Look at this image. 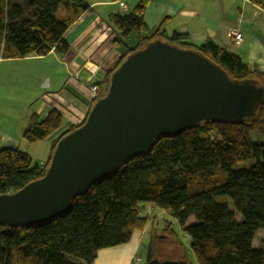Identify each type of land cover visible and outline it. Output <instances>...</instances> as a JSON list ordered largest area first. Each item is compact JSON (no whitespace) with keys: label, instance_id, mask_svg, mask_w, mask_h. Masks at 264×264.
<instances>
[{"label":"trees","instance_id":"trees-1","mask_svg":"<svg viewBox=\"0 0 264 264\" xmlns=\"http://www.w3.org/2000/svg\"><path fill=\"white\" fill-rule=\"evenodd\" d=\"M247 1L264 10V0ZM147 2L140 0L129 14L109 16L119 58L97 84L95 99L106 93L111 73L129 54L156 40L202 54L233 80L264 86V75L212 41L195 45L184 36L167 37L160 27L149 29L143 20ZM88 8L83 0H0V60L44 57L52 50L65 54L63 36ZM61 125L55 110L42 119L32 115L22 139L44 141ZM80 125L53 140L41 167L18 149H0V195L42 178L58 141ZM251 132L264 138V103L250 121L200 124L159 136L149 151L94 182L61 215L26 228L0 225V264H78L69 257L92 264L98 251L126 244L132 231L144 228V203L170 213L189 238L195 264H264V239L252 246L264 228V144L253 143ZM252 160L249 168L235 169ZM224 197L234 212L217 201Z\"/></svg>","mask_w":264,"mask_h":264},{"label":"water","instance_id":"water-1","mask_svg":"<svg viewBox=\"0 0 264 264\" xmlns=\"http://www.w3.org/2000/svg\"><path fill=\"white\" fill-rule=\"evenodd\" d=\"M263 103L257 81L233 80L198 52L153 41L111 73L82 124L56 144L43 177L0 195V225L26 228L55 218L94 182L149 151L159 136L250 121ZM145 264L185 263L147 253Z\"/></svg>","mask_w":264,"mask_h":264},{"label":"crops","instance_id":"crops-1","mask_svg":"<svg viewBox=\"0 0 264 264\" xmlns=\"http://www.w3.org/2000/svg\"><path fill=\"white\" fill-rule=\"evenodd\" d=\"M83 1L89 8L65 32L63 39L69 46L65 54L52 50L44 57L0 60V101L7 99V114H11L3 131L0 121V149L32 152L22 139L32 115L42 119L55 110L62 117L60 129L45 140L47 147L86 118L94 101L90 88L103 80L119 56L108 18L120 13V2L129 14L140 0ZM143 20L149 29L160 27L167 37L177 34L195 45L212 41L238 56L250 71L264 75V10L247 0H148ZM232 31L241 35L239 43ZM139 210L148 218L144 228L132 231L126 244L98 251L92 264H145L141 256L146 250L154 259L191 264L180 253L182 243L175 239L172 225L186 241L189 238L170 213L147 203L140 204ZM160 216L165 217V225L159 230L154 225ZM263 239L264 228L256 233L252 246L259 247ZM135 258L140 262L135 263Z\"/></svg>","mask_w":264,"mask_h":264},{"label":"rangeland","instance_id":"rangeland-1","mask_svg":"<svg viewBox=\"0 0 264 264\" xmlns=\"http://www.w3.org/2000/svg\"><path fill=\"white\" fill-rule=\"evenodd\" d=\"M119 56L117 57V60H118ZM116 60V61H117ZM116 63V62H115ZM3 92V90H2ZM5 98H6V95L5 93L3 92ZM7 99H3L0 101V121L2 122V128L1 130L3 131L4 128H6V125L4 122H6V120L8 119V117L11 115V114H7V110H6V107H7ZM3 107V109H2ZM0 126V127H1ZM250 139L253 143H260V144H264V138L263 136L261 135H258L256 132H251L250 133ZM24 141V140H23ZM25 142V141H24ZM46 141H39V142H36V143H33V144H28L31 148H32V152H30V154H28L30 156V158L32 159V165L33 166H40L41 162H43L50 154V145L49 147H47ZM255 163V160H252V161H248V162H244V163H241L239 165H237L235 167V169H247L249 168L251 165H253ZM218 202H225L227 203L229 209L234 212V208L232 206V204L230 203V201L227 199V198H218L217 199ZM236 219L238 221H241V217L240 215L236 214ZM193 221H190V224H192ZM165 225V217L164 216H160L157 218V222L155 223L154 225V228H156L158 226V229L160 230L161 228L163 229ZM172 229L176 232V236H175V239L180 241L182 243V246L181 248L179 249L180 250V253L181 255H183V257L187 260L188 263H193L194 261V256H193V253L190 249V243L188 241L185 240L184 238V235L181 231H179L178 227L176 224H173L172 225ZM175 240V241H176ZM169 241L171 242V239H169ZM157 243V240L155 241V244ZM146 253H147V250L146 251H143L142 252V258L143 260H145V257H146ZM69 259L71 261H74L78 264H82L81 261L77 260V259H74L72 257H69Z\"/></svg>","mask_w":264,"mask_h":264},{"label":"built area","instance_id":"built-area-1","mask_svg":"<svg viewBox=\"0 0 264 264\" xmlns=\"http://www.w3.org/2000/svg\"><path fill=\"white\" fill-rule=\"evenodd\" d=\"M119 12H120V14H123V13H126V7H125V5L123 4V3H119ZM230 35H232V37L234 38V40L236 41V42H240V40H241V35L239 34V33H237V32H235V31H232V32H230ZM115 36V35H114ZM113 37V36H112ZM95 72V71H94ZM90 92H91V94L93 95V100L96 98V96H97V93H98V87H97V85H93L91 88H90ZM134 262L135 263H139L140 262V259L139 258H135L134 259Z\"/></svg>","mask_w":264,"mask_h":264}]
</instances>
